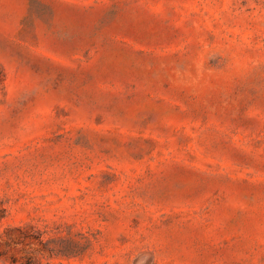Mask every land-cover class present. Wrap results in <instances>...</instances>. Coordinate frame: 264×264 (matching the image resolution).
Segmentation results:
<instances>
[{"label":"rangeland","instance_id":"1","mask_svg":"<svg viewBox=\"0 0 264 264\" xmlns=\"http://www.w3.org/2000/svg\"><path fill=\"white\" fill-rule=\"evenodd\" d=\"M0 264H264V0H0Z\"/></svg>","mask_w":264,"mask_h":264}]
</instances>
